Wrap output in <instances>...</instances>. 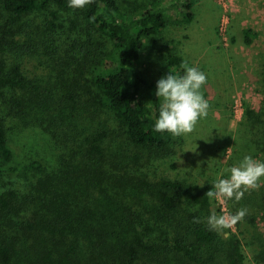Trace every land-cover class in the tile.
Returning <instances> with one entry per match:
<instances>
[{
    "label": "trees",
    "instance_id": "obj_1",
    "mask_svg": "<svg viewBox=\"0 0 264 264\" xmlns=\"http://www.w3.org/2000/svg\"><path fill=\"white\" fill-rule=\"evenodd\" d=\"M0 5V154L6 160L15 156L9 133L15 118L44 108L49 96L24 70L25 55L36 43L33 37L22 40L28 31L21 22L36 11H47V30L60 37L62 14L77 12L86 24L87 38L73 42L60 74L73 109L81 104L95 113L106 110L130 144L154 158L169 154L171 134L153 131L161 103L156 90L152 104L142 96L143 84H156L148 80L142 57L148 38L167 26L163 0H92L80 9L70 8L68 0H0ZM174 6L187 20L195 18L194 0H176ZM71 23L79 26L73 18ZM96 33L112 46L96 41ZM167 59L164 76L170 70L181 74L184 58L171 52ZM247 115L260 138L241 146L264 162V99L260 109L247 108ZM107 136L102 126L86 135L68 169L45 172L39 161L23 167L42 173L30 180L38 205L30 207L33 216L21 233L14 222L24 210L19 192L0 190V224L10 227L0 230V264H245L235 234L226 237L207 225L213 200L206 193L213 186L136 177L126 155L109 162ZM15 169L0 165V173Z\"/></svg>",
    "mask_w": 264,
    "mask_h": 264
},
{
    "label": "rangeland",
    "instance_id": "obj_2",
    "mask_svg": "<svg viewBox=\"0 0 264 264\" xmlns=\"http://www.w3.org/2000/svg\"><path fill=\"white\" fill-rule=\"evenodd\" d=\"M175 2L163 0L168 7L167 26L160 34L148 38L143 51L142 65L147 78L156 84L154 88L143 84L142 96L153 103L157 81L164 77L167 57L172 52L206 74L207 83L202 91L210 108L207 117L199 120L192 133L172 137L169 154L163 158H154L147 149L130 144L127 134L106 110L95 113L81 104L73 109V104L66 101L65 87L60 82L61 70L71 57L73 42L87 38L86 24L77 12L61 15L65 23L62 37L47 30V11H36L24 17L21 23L28 33L21 36L22 40L33 37L31 40L36 43L35 51L25 55L24 70L49 96H45L44 108L28 110L10 126L14 158L8 161L0 154V165L16 168L0 173V190L13 188L19 192V204L24 210L14 222L20 233L22 223L33 216L29 213L30 207L38 205L32 202L30 180L42 173L23 167L39 161L45 172L68 169L75 164L79 143L100 126L108 133L105 147L109 162L115 155H126L131 173L150 183L165 178L214 187L212 183L218 176L226 178L229 175L226 169L250 155L241 145L249 141L255 144L253 139L260 138L259 128L252 126L247 108L260 109L264 99V0H194L195 18L192 20L185 18L174 6ZM0 14H3L2 5ZM72 18L79 23L77 28H71ZM247 33L251 43H247ZM95 37L96 41L112 46L105 36L96 33ZM64 76L68 78V74ZM252 157L262 161L260 156ZM260 185L258 190L246 192L239 202L232 199L221 205L213 199L212 211L217 215L248 209L242 221L231 229L222 230L226 237L235 234V239L240 240L245 264H264V178ZM5 226L0 224L2 233L10 228Z\"/></svg>",
    "mask_w": 264,
    "mask_h": 264
},
{
    "label": "clouds",
    "instance_id": "obj_3",
    "mask_svg": "<svg viewBox=\"0 0 264 264\" xmlns=\"http://www.w3.org/2000/svg\"><path fill=\"white\" fill-rule=\"evenodd\" d=\"M90 3L92 0H68V6L73 9L84 8ZM180 68L183 69L182 75L170 70V74L159 79L155 93L161 103L153 131L167 132L173 138L192 133L199 120L207 117L210 108L202 91L207 83L206 74L197 67L189 66L187 59L181 62ZM225 171L229 175L226 178L218 176L212 183L214 187L206 193L210 200L214 199L221 205L226 200L239 202L246 192L258 190L261 178H264V162L245 155L237 165ZM247 213V208H241L235 214L225 211L217 215L212 211L206 222L210 230L222 231L233 228ZM193 222L200 223V220L194 218Z\"/></svg>",
    "mask_w": 264,
    "mask_h": 264
}]
</instances>
